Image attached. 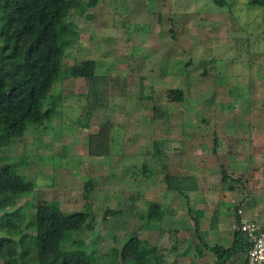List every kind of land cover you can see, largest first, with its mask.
<instances>
[{"label":"rangeland","instance_id":"obj_1","mask_svg":"<svg viewBox=\"0 0 264 264\" xmlns=\"http://www.w3.org/2000/svg\"><path fill=\"white\" fill-rule=\"evenodd\" d=\"M225 1L221 6L214 0H98L75 20L79 37L66 49L65 68L94 59L99 75L116 78L107 110L110 155H90V137L100 131L101 117L88 116L85 82L68 78L53 89L47 105L54 110L51 120L33 127L14 156L28 158L20 173L35 183L39 199L67 213L92 215V229L79 236L103 254L115 247V238L123 244L125 234L140 226L139 237L157 242L165 264H215L196 236L188 206L203 213L199 232L204 240L224 248L234 238L222 230L228 212L224 204L240 197L248 198L247 207L264 209L261 9L248 0ZM213 59L216 68L200 75ZM176 88L185 91L184 102L175 101ZM154 142L168 155L167 171L197 179L190 202L167 192L163 158L155 155ZM180 154L186 155L183 165ZM143 164L153 171L150 175ZM222 170L230 180L223 181ZM88 178L93 190L86 200ZM129 197L135 202H127ZM34 200L2 196L0 210L13 212ZM152 204L170 211L165 217L172 219L152 221L148 227L154 231H149L148 220L139 216L147 215ZM117 208L124 214L104 222L105 212ZM27 216L18 215L21 220ZM245 260L236 256L229 264Z\"/></svg>","mask_w":264,"mask_h":264},{"label":"trees","instance_id":"obj_2","mask_svg":"<svg viewBox=\"0 0 264 264\" xmlns=\"http://www.w3.org/2000/svg\"><path fill=\"white\" fill-rule=\"evenodd\" d=\"M214 1L217 5L226 4L225 0ZM97 3L98 0L87 2L0 0V197L35 199L34 202L27 201L24 206L13 212L11 208L0 210V264H165L166 262L157 242L139 237L140 226H138L139 230H131L125 234L123 244L114 237L115 247L107 254L90 247L87 239L79 235L87 229H92L94 219L92 215L83 211L67 213L58 204L39 199L37 190L35 191V183L28 181L20 173L21 168L27 164L28 158L14 156L18 145L24 141L33 127L51 120L54 110L51 107L47 108V105L53 97V89L68 78L82 79L85 82L88 88V116L101 117L100 131L91 134L90 137V155L94 157L110 155L112 127L107 123L109 112L107 110L110 108V87L113 83L117 85L116 78L113 79L109 74L99 75L97 73L99 64L94 59L76 62L70 68L64 66L66 49L79 37L75 20ZM248 3L261 9L264 33V0H248ZM182 16L186 18L185 15ZM89 17L91 19V16ZM176 22L177 20L174 19L172 26ZM169 33L175 37L172 29ZM211 64L209 69L202 68L200 75H209L216 68V59H213ZM136 67L135 64L134 68ZM139 68H141L140 64ZM185 68L187 71L192 69L188 64ZM174 93L177 103L184 102L186 93L182 88H176ZM147 98L151 99V97ZM153 144L154 149L157 150L155 155L163 158L159 163L167 192L190 202V194L198 190L197 179L172 175L167 171L168 155L157 147V142ZM217 147L216 139L214 151ZM6 151L10 152L9 156H3V152ZM179 156L178 164H185L183 160H186V155ZM143 169L147 175L153 172L146 164H143ZM229 175L226 170H222L223 181L230 180ZM92 190L93 180L88 178L83 190L86 200L89 199ZM127 199V202H135L133 197ZM188 207V213L197 228L196 236L204 249L215 257V264H229L236 256H247L250 243L246 234L233 229L229 220L233 214L232 209L227 212L226 218L231 223L234 238L231 246L224 248L219 245L210 246L204 240L199 232L203 213L193 206ZM233 208L235 215L231 217L239 229L244 220L243 213L237 212L241 205ZM20 213L28 216L21 220L18 217ZM129 213L133 217V209L129 210ZM170 213L160 204H152L147 215L143 214L139 219L141 221L143 218L147 219L148 224L145 225L149 231H154L153 227H148L152 221L169 223L172 217L165 216L171 215ZM193 213L195 215H192ZM118 214L124 213L118 208L108 209L103 221L106 222ZM197 253L203 256L202 248L197 249ZM245 261L247 264V260Z\"/></svg>","mask_w":264,"mask_h":264},{"label":"built area","instance_id":"obj_3","mask_svg":"<svg viewBox=\"0 0 264 264\" xmlns=\"http://www.w3.org/2000/svg\"><path fill=\"white\" fill-rule=\"evenodd\" d=\"M242 214L241 208L237 211ZM232 215H235L232 209ZM230 216L229 220L233 225L234 230H240L241 233L246 234L250 243L249 252L246 256L247 264H264V228L255 221L243 220L239 229L234 224V219Z\"/></svg>","mask_w":264,"mask_h":264},{"label":"crops","instance_id":"obj_4","mask_svg":"<svg viewBox=\"0 0 264 264\" xmlns=\"http://www.w3.org/2000/svg\"><path fill=\"white\" fill-rule=\"evenodd\" d=\"M247 199L248 198L243 199V198L239 197L236 200H232V202H228V204L230 205L227 207L228 211H231V209H235L233 207H235L237 205H241V209L243 211V216H244L243 219L255 221L263 227V225H264V209L261 207H256L255 205H252V204H250L249 207H247L245 205V201ZM248 211H249L250 215L248 214ZM230 225H231V223L228 221V219L225 220V218H224V222L222 224V230L232 232Z\"/></svg>","mask_w":264,"mask_h":264}]
</instances>
